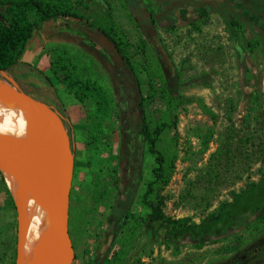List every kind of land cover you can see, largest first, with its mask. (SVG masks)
Instances as JSON below:
<instances>
[{
    "label": "rangeland",
    "instance_id": "rangeland-1",
    "mask_svg": "<svg viewBox=\"0 0 264 264\" xmlns=\"http://www.w3.org/2000/svg\"><path fill=\"white\" fill-rule=\"evenodd\" d=\"M137 1L129 0V4ZM172 1L143 0L154 12L163 8L151 33L148 27L142 32L134 22L128 0H67L66 9L88 22L103 21L110 13L129 43L137 46L146 41L143 50L132 48L129 58L139 97L146 99L142 109L149 123L158 122L164 110L156 94L162 84L160 70L174 95L199 99L214 115L215 119L203 113L194 101L178 112L176 130L164 135L170 139L176 134L178 159L168 185L160 192L162 213L174 220L189 218L200 223L221 202L230 201L231 192L258 180L259 171H264V54L247 33H238L234 45L221 19L216 15L204 18L200 9H177L172 20L170 7H166ZM63 22L59 19L46 23L35 36L41 40V63L46 64L44 70L53 86L23 66L14 70L9 82L25 92L39 89L32 96L57 111L67 129L74 158L68 223L74 264H221L231 258L234 254H230V249L238 246L239 238L248 236L245 228L230 230L223 240L215 244L206 241L200 248L189 241L177 248L167 246L162 241L163 232L156 230L157 224L152 225V230L145 228L147 211L141 207L140 197L150 178L153 159L145 152L140 138L137 147L143 149L141 186L130 220L115 232L119 216L112 210V183L128 177L126 167L117 160L122 141L120 84L114 81L110 66L113 58L103 37L91 33L85 40L81 34L64 29ZM154 40L157 48L152 46ZM32 43L30 48L35 47ZM28 52L29 47L24 54ZM54 54L69 59L77 73L95 80L107 95L109 107L97 144L90 134L94 123L100 120L95 108L89 101L77 102L53 77L48 66ZM32 55L22 61L33 66ZM0 80L8 81L3 77ZM127 104L122 102L125 109ZM130 121V117L126 119V126ZM10 197L0 172V264H17L18 235L23 224L13 198L15 209L11 208ZM47 217L52 220L49 208ZM254 220L252 217L249 223ZM263 254L251 264H264Z\"/></svg>",
    "mask_w": 264,
    "mask_h": 264
},
{
    "label": "trees",
    "instance_id": "trees-1",
    "mask_svg": "<svg viewBox=\"0 0 264 264\" xmlns=\"http://www.w3.org/2000/svg\"><path fill=\"white\" fill-rule=\"evenodd\" d=\"M66 7L67 0H0V75L3 73L13 79L14 70L23 66L29 73L38 75L52 87L51 78L30 63L23 62L22 56L33 35L44 24L61 19L64 21L62 24L64 29L81 34L85 40L89 39L88 35L91 33L100 34L104 41L115 49L123 68L135 78L129 54L132 48L136 51L143 50L144 45L147 44L146 41L137 46L129 43L124 31L112 21L110 13L103 21L88 22ZM235 26H239V23H235ZM76 70L75 66L71 67L69 59L61 54L51 56L49 71L53 77L65 87L69 94L74 96L77 102L84 104L89 101L94 106L95 115L100 120L94 123V129H90V134L91 139L97 144L98 135L102 130V120L107 115L109 100L104 89L95 80L81 72L77 73ZM159 80L162 84L156 94L163 102L164 110L158 122L147 121L142 109L146 99L140 98L139 133L142 136L141 141L145 152L153 159L150 178L145 182L143 194L140 197V205L147 211L143 219L145 228L152 230V225L157 224L156 230L163 232L162 241L173 248H177L184 241L194 243L197 248L203 246L206 241L215 244L223 240L230 230H236L239 227L245 228L248 236L239 238L238 246L231 248L230 254L238 253L254 245H262L264 243V171L262 170L259 171L258 180L248 182L238 192H231L230 201L221 202L200 223H194L189 218L174 220L162 213L163 202L160 192L168 185L178 159L176 134L170 139H165L164 135L171 130H176L178 112L183 106L195 100L174 95L161 70ZM38 91L39 89H34L33 92ZM33 92L26 93L33 95ZM148 99L150 97H147ZM195 102L203 113L215 119L201 100L198 99ZM10 205L12 209H15L11 197ZM252 217H255V220L249 223ZM153 234L156 235V232ZM118 256L117 254L115 258ZM111 262L114 263V261Z\"/></svg>",
    "mask_w": 264,
    "mask_h": 264
},
{
    "label": "flooded vegetation",
    "instance_id": "flooded-vegetation-1",
    "mask_svg": "<svg viewBox=\"0 0 264 264\" xmlns=\"http://www.w3.org/2000/svg\"><path fill=\"white\" fill-rule=\"evenodd\" d=\"M172 2L166 5V7H170V18L172 20L175 18L177 9L187 7L200 9L204 18L216 15L221 19V23L224 24L225 31L234 45H236L238 33H247V35L255 39L253 43L255 42L256 48L264 54V0H174ZM127 6L134 22L142 32H146L145 27H148L150 33L152 32L151 30H155L156 23H158L161 14H163V8H159L154 12L148 2L144 4L143 0H138L132 5L129 4L128 0ZM205 23L208 22L205 21ZM235 23H239V26H235ZM153 42L152 46L157 48L158 45H155L157 41L154 40ZM107 45L108 53H111L113 58L110 63L114 73L113 78L114 81L120 84L119 105L123 111L120 118L122 141L117 160L120 165L126 167L128 172L126 181L120 182L118 180L112 183L115 189V203L112 210L117 217L119 216L115 229L117 233L130 220V210L141 186L143 149L142 146L140 148L137 147L138 138L142 142V136L139 133L141 108L137 81L123 68L120 57L112 45ZM247 46L251 47L252 43L248 42ZM122 102L123 104L124 102L128 103L126 109ZM129 117L131 121L126 126L125 122ZM263 252L262 245H254L235 253L221 264H251Z\"/></svg>",
    "mask_w": 264,
    "mask_h": 264
},
{
    "label": "bare ground",
    "instance_id": "bare-ground-1",
    "mask_svg": "<svg viewBox=\"0 0 264 264\" xmlns=\"http://www.w3.org/2000/svg\"><path fill=\"white\" fill-rule=\"evenodd\" d=\"M35 124L45 145L65 167L57 125L41 113L36 114ZM0 135L25 140L21 109L14 96L0 100ZM0 172L23 222L18 235L17 264H53L60 256L61 245L53 220L47 217L49 199L36 164L24 153L0 145Z\"/></svg>",
    "mask_w": 264,
    "mask_h": 264
},
{
    "label": "water",
    "instance_id": "water-1",
    "mask_svg": "<svg viewBox=\"0 0 264 264\" xmlns=\"http://www.w3.org/2000/svg\"><path fill=\"white\" fill-rule=\"evenodd\" d=\"M6 82L0 80V100L14 96L20 106L25 131V140L0 135V145L12 152L27 155L41 173L49 199L51 218L56 228L61 245V253L53 264H72L74 250L68 231L69 197L74 167L70 139L61 116L49 105L26 93L19 85L9 82L10 79L1 74ZM45 114L58 127L62 140V156L66 161L64 167L48 149L41 139L35 124L36 114Z\"/></svg>",
    "mask_w": 264,
    "mask_h": 264
},
{
    "label": "crops",
    "instance_id": "crops-1",
    "mask_svg": "<svg viewBox=\"0 0 264 264\" xmlns=\"http://www.w3.org/2000/svg\"><path fill=\"white\" fill-rule=\"evenodd\" d=\"M37 34L35 33L34 35H33V37H32V39H31V41L30 42H35V47L34 48H30V46H31V44H30V42H29V44H28V47H29V51L30 52H28V53H26V54H24V56H22V58L23 57H25V56H27L28 58L29 57H31V53H33V55H32V58H33V62H32V64H33V66H36L39 70H41V71H43L45 74H46V72H45V70H44V65H46V64H43V63H41V59H42V57H43V49H42V47H41V40L39 39V38H37L36 39V36ZM36 36V37H35ZM35 40V41H34ZM32 43V44H33ZM28 47H27V49H28ZM27 51V50H26ZM25 51V52H26ZM27 57H25V60H27L28 58ZM24 62V61H23ZM31 64V63H30ZM38 64H41V66L42 67H39V65ZM49 67V66H48ZM47 67V68H48ZM47 70V69H46Z\"/></svg>",
    "mask_w": 264,
    "mask_h": 264
}]
</instances>
